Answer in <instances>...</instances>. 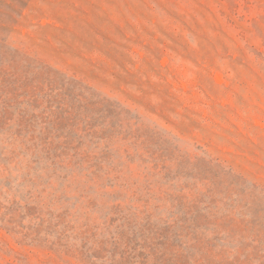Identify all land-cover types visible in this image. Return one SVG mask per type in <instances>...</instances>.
Returning <instances> with one entry per match:
<instances>
[{"label": "rangeland", "instance_id": "obj_1", "mask_svg": "<svg viewBox=\"0 0 264 264\" xmlns=\"http://www.w3.org/2000/svg\"><path fill=\"white\" fill-rule=\"evenodd\" d=\"M0 264H264V0H0Z\"/></svg>", "mask_w": 264, "mask_h": 264}]
</instances>
